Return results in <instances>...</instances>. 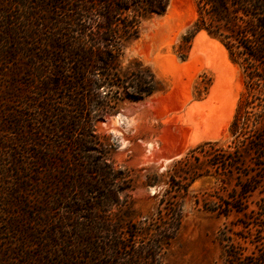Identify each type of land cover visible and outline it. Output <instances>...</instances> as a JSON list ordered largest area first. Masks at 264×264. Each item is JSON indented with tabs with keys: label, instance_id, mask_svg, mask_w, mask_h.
<instances>
[{
	"label": "rangeland",
	"instance_id": "374dc122",
	"mask_svg": "<svg viewBox=\"0 0 264 264\" xmlns=\"http://www.w3.org/2000/svg\"><path fill=\"white\" fill-rule=\"evenodd\" d=\"M16 1L0 0V264H228V249L238 251L245 258L241 262L262 254L264 218L251 210L264 204V178L262 192L249 198L245 213L225 216L194 202L200 188L214 185L211 177L194 182L178 200L163 201L173 162L202 142L230 143L240 102L248 94L264 95V82L251 90L244 62L219 39L201 30L190 47L183 40L198 17V0H170L164 14L142 19L139 35L122 44V64L142 61L163 89L142 101L125 100L116 112L94 120L105 160L118 176L116 201L94 216L45 211L49 206L36 193L37 175L29 164L32 157L23 155L17 124L24 105L11 95V88L22 95L26 79L13 83L11 78L12 71L21 72L16 78L24 71L22 25L28 9L41 12L43 0H32L28 9ZM14 29L17 36L5 41V31ZM29 112L37 128L38 111Z\"/></svg>",
	"mask_w": 264,
	"mask_h": 264
},
{
	"label": "trees",
	"instance_id": "16d2710c",
	"mask_svg": "<svg viewBox=\"0 0 264 264\" xmlns=\"http://www.w3.org/2000/svg\"><path fill=\"white\" fill-rule=\"evenodd\" d=\"M169 2L43 0L38 3L42 11L36 13L28 9L32 0L16 1L28 12L22 25L25 43L19 41L25 45L24 71L20 78H16L21 74L19 69L12 71L11 80H26H21L22 95L12 88L11 95L24 105L17 123L22 126L23 155L32 157L29 164L37 175L33 178L36 193L49 206L45 211L62 209L69 214L94 216L116 201L112 197L118 176L105 160L106 150L93 131V122L116 112L125 100L142 101L163 89L142 61L124 66L121 47L139 35L142 19L164 14ZM42 12L48 15L42 16ZM201 30L219 39L232 57L242 59L251 90L261 86L264 0H198V17L183 37L189 47ZM5 33V41L17 36L15 29ZM2 51L6 57L7 50ZM248 97L240 102L230 125V143L208 140L173 162L164 193L168 198L163 201L178 200L188 194L194 182L211 177L214 185L200 188L194 202L225 216L233 211L246 212L249 198L262 192L264 178V95L253 93ZM257 99L259 103L254 104ZM256 105L262 110L253 112L251 108ZM32 108L41 119L37 128L31 122ZM78 200L86 206H74ZM168 204L171 213L173 205ZM251 213L264 218V204ZM176 214L177 225L180 212ZM227 252L231 259L228 264H264V252L245 262H241L245 258L238 256V251Z\"/></svg>",
	"mask_w": 264,
	"mask_h": 264
}]
</instances>
